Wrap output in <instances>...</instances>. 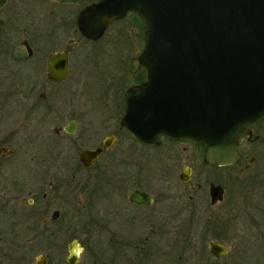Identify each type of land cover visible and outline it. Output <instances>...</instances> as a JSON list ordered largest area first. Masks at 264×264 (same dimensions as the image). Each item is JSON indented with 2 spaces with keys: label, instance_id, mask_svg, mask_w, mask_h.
<instances>
[{
  "label": "flooded vegetation",
  "instance_id": "flooded-vegetation-1",
  "mask_svg": "<svg viewBox=\"0 0 264 264\" xmlns=\"http://www.w3.org/2000/svg\"><path fill=\"white\" fill-rule=\"evenodd\" d=\"M2 1L0 264H232L223 256L234 239L245 242L248 264H264V119L225 163L205 162L188 138H132L120 118L124 91L140 80L103 103L73 98V45L100 37L84 36L75 14L95 0H48L64 11L49 7L55 22L43 41L30 0ZM62 27L77 37L44 47ZM59 50L67 73L54 78L48 58Z\"/></svg>",
  "mask_w": 264,
  "mask_h": 264
},
{
  "label": "water",
  "instance_id": "water-1",
  "mask_svg": "<svg viewBox=\"0 0 264 264\" xmlns=\"http://www.w3.org/2000/svg\"><path fill=\"white\" fill-rule=\"evenodd\" d=\"M129 11L143 25L129 65L144 67V78L124 91L121 127L143 142L158 134L199 142L208 163L236 160L238 138L264 119V0H95L75 26L95 39ZM65 53H49L54 78L67 73ZM98 151L79 158L89 163Z\"/></svg>",
  "mask_w": 264,
  "mask_h": 264
},
{
  "label": "rangeland",
  "instance_id": "rangeland-1",
  "mask_svg": "<svg viewBox=\"0 0 264 264\" xmlns=\"http://www.w3.org/2000/svg\"><path fill=\"white\" fill-rule=\"evenodd\" d=\"M30 2L32 3L30 10L33 11L30 17L36 20L38 30L42 32L41 41L47 40L46 34L49 26L55 22L49 13L50 8L53 11L64 10L61 5H51L48 0H30ZM75 11L76 8H74L73 16ZM69 15L72 16L71 14ZM139 17L141 20V16ZM137 19L138 17L130 11L129 14L111 21L107 26L108 28L97 40L85 41L79 36L80 41L73 45V80L75 82L73 83V98L76 101L80 103L82 101L86 103L100 101L103 103L107 98L111 97L114 87L122 86L123 84L129 85L135 80H141L136 77L135 73L138 71L130 72L128 67V60L131 54L141 49L143 25L142 21L139 24ZM49 22L51 23L50 25H48ZM62 29L58 32L60 39L56 41L48 39L44 43V47H48L50 44L57 45L60 41L59 45H65L66 37L71 35L73 31L69 27L67 31H65L64 27ZM76 32V30L73 32L74 38L77 37ZM258 152L261 153L260 160L264 162V147L260 148ZM68 198L72 201L71 196ZM70 201L68 200L66 205H63L65 209L71 207ZM57 203H60V201H56V203L53 201V205L58 206ZM227 231L234 237V234H232L233 228ZM238 240L237 238V242ZM238 244L235 246V239L232 243L229 241V249L223 258L228 261L231 260L232 264H248L249 257L246 244L245 242Z\"/></svg>",
  "mask_w": 264,
  "mask_h": 264
},
{
  "label": "trees",
  "instance_id": "trees-1",
  "mask_svg": "<svg viewBox=\"0 0 264 264\" xmlns=\"http://www.w3.org/2000/svg\"><path fill=\"white\" fill-rule=\"evenodd\" d=\"M132 13H133V15H135V16H137L138 17V21H139V24L141 23V20H140V17L137 15V14H135L133 11H132ZM136 74V77H138V79H142V70L141 71H138L137 73H135Z\"/></svg>",
  "mask_w": 264,
  "mask_h": 264
}]
</instances>
